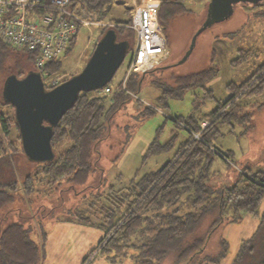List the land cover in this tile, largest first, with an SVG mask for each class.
Instances as JSON below:
<instances>
[{
	"label": "trees",
	"instance_id": "1",
	"mask_svg": "<svg viewBox=\"0 0 264 264\" xmlns=\"http://www.w3.org/2000/svg\"><path fill=\"white\" fill-rule=\"evenodd\" d=\"M159 1L158 20L165 30L171 19L187 10L185 2L191 0ZM113 2L115 0H72L70 5L78 6V11L89 14H100L105 9L102 12L105 14ZM127 14L125 19L111 18L114 25H103L99 38L106 29L112 28L115 38L124 40L128 50H132L135 37L133 29L126 26L130 22L128 11ZM75 37L62 57L46 63V73L56 72L62 67V58L69 53ZM259 53L257 49L240 48L229 64L241 65L259 56ZM20 56H25L28 65H22ZM12 58L20 69L6 74ZM33 58V53L25 47L10 46L0 39L2 84L8 75L23 77L27 72L34 71ZM162 67L161 64L146 72L131 73L125 81V89L120 80L115 85L110 80L105 84L110 87L108 93H79L59 122L52 126L50 144L54 157L51 161H43L39 170L28 166L20 180L16 179L18 168L13 165V156L17 153L25 157L18 125L12 105L0 95V264L43 263V247L47 240L45 230L39 227L40 241L30 237L28 228L20 221L23 205L13 208L9 204L23 196L27 203L29 193L37 191L42 185L59 183L62 179L71 186L84 183L96 168L94 152L99 141L107 137L110 121L125 108L126 101L132 96L130 94L140 88L146 75L154 76L152 82L160 89L158 100L162 105L166 104L168 97H182L187 89L200 86L202 90L192 100L194 107L187 116L173 117L174 122L186 130L184 139L177 142L176 132L161 141L156 134L145 148L142 159L176 146L171 157L155 170L141 175L135 172L127 185L117 190L110 187V192L102 200L97 199L100 200L97 211L105 217L100 224L105 226L104 235L86 258L89 259L99 249L107 253L112 263L129 258V264H162L165 260L169 264H218L228 253V241L221 237L220 228L226 222L238 221L242 214H251L259 217V222L248 238L240 240L230 263L264 264V206L261 208L264 201V167L252 170L249 165L241 166L237 168L238 174L232 182L217 186L208 184L214 157L233 164V151L218 148L215 140L226 132L234 133L235 125H240L242 131L251 127L254 110L264 105V101L257 99L264 91V61L243 81L226 83L230 94L222 100L216 99L212 88L205 86L206 81L218 71L214 66L208 65L185 74L169 73L166 79L158 75L166 72ZM210 98L216 102L210 110L199 114L194 111L200 102ZM154 110L144 105L139 117L145 118ZM203 120L207 123L202 126L200 122ZM64 142L69 145L62 147ZM40 173L48 175L44 184ZM14 215L19 221H13ZM81 217L78 218L80 223H89V216Z\"/></svg>",
	"mask_w": 264,
	"mask_h": 264
},
{
	"label": "rangeland",
	"instance_id": "2",
	"mask_svg": "<svg viewBox=\"0 0 264 264\" xmlns=\"http://www.w3.org/2000/svg\"><path fill=\"white\" fill-rule=\"evenodd\" d=\"M208 2L209 0L186 1L187 10L167 23L164 34L167 37L169 53L161 63L166 72L162 71L158 75L166 79L169 73L185 74L208 65L214 66L218 71L215 76L206 81L205 86L212 88L216 99L222 100L230 94L225 87L226 83L232 80L243 81L258 64L264 61V0L256 4L235 3L229 16L211 21L201 29L208 16ZM127 11L130 12L129 6L124 7L120 0H115L111 8L97 19H102L101 22L106 24L112 23L111 18H127ZM102 26L92 24L89 27H79L74 44L69 53L62 58V67L52 72L55 77L64 81L70 78L72 73L81 70L92 52V47L99 39ZM240 48L257 49L260 53L246 63L230 65L229 60L237 55ZM130 51L131 49L127 50L123 62L116 69L110 81L111 84L115 85L119 79H121L120 83L122 82ZM20 59L22 65L27 64L25 56H20ZM15 61L12 58L8 62L10 67L6 74L20 69ZM154 72L157 71L154 70ZM153 77L152 75L144 76L140 88L130 94L132 96L126 101L125 108L119 110L110 121L107 137L99 141L97 150L94 152L96 168L87 176L84 183H75L71 186L62 179L59 183L52 182L50 186L42 185L37 191L29 193L27 203L24 200L25 196L22 195V199L19 198L18 201L9 204V207L13 208L19 204L23 205L21 209L23 216L20 221L28 228L30 237L40 241L39 227L45 230L47 240L43 247L45 253L42 264L130 263L129 258L112 263L107 253L100 252L99 249H96L89 259L86 258L104 235L105 226L102 227L100 224L105 217L102 212L97 211L100 206V200L97 199L102 200L111 188L117 190L127 185L135 172L141 175L143 172L155 170L171 157L176 146L166 152L142 159L145 148L156 134L161 141H165L176 132L177 142L184 139L187 132L174 122L173 117L187 116L194 107L192 100L202 90L200 86L187 89L182 97H168L165 99L166 104L162 105V102L158 100L161 94L160 89L152 82ZM1 78L0 95L3 75ZM257 99L264 101V91ZM215 104L216 102L210 98L200 102L194 111L198 114L206 112ZM144 105L153 107L155 110L151 115L140 118L139 112ZM206 123V120L200 122L201 125ZM251 123L252 126L244 131L240 125H235L234 133L226 132L215 140L214 143L218 148L233 151V164L229 165L220 157H214L208 184L217 186L232 182L238 174L237 168L241 166L249 165L252 170L264 167V105L254 110ZM68 145L67 142L62 143V147ZM42 163L43 161H32L17 153L13 156L14 168L19 169V171L17 169L16 179H21L28 170V166L39 170ZM40 175L44 184L45 180H48V175L42 173ZM243 215L238 221L226 222L219 230L221 237L224 238L223 232L226 225L231 224L234 230L230 237L235 238L239 233L238 226L244 219ZM80 216H89V223H80L78 221ZM12 219L19 221L17 215H14ZM230 251V247L227 248V252ZM165 262L169 264L166 260L162 264Z\"/></svg>",
	"mask_w": 264,
	"mask_h": 264
},
{
	"label": "built area",
	"instance_id": "3",
	"mask_svg": "<svg viewBox=\"0 0 264 264\" xmlns=\"http://www.w3.org/2000/svg\"><path fill=\"white\" fill-rule=\"evenodd\" d=\"M71 1L0 0V39L10 46L25 47L33 53L34 69L41 75L46 89L61 82L52 73H46V63L64 55L79 27L106 24L101 22L102 19H97L105 9L100 14L80 12L78 6L70 5ZM120 1L124 7L129 6L130 22L126 26L133 29L135 37L121 82L125 89V81L131 73L146 72L160 65L169 49L164 29L158 20V0ZM106 25L113 26L114 23ZM109 91L110 87L105 86L92 92L105 94Z\"/></svg>",
	"mask_w": 264,
	"mask_h": 264
},
{
	"label": "water",
	"instance_id": "4",
	"mask_svg": "<svg viewBox=\"0 0 264 264\" xmlns=\"http://www.w3.org/2000/svg\"><path fill=\"white\" fill-rule=\"evenodd\" d=\"M263 0H209L205 28L211 21L225 18L240 2ZM128 45L115 38V30L106 29L96 41L81 70L55 87L43 86L41 75L29 71L23 77L8 75L2 85L1 97L12 105L25 157L32 161H51L52 126L71 107L81 92L94 91L109 82L123 62Z\"/></svg>",
	"mask_w": 264,
	"mask_h": 264
},
{
	"label": "crops",
	"instance_id": "5",
	"mask_svg": "<svg viewBox=\"0 0 264 264\" xmlns=\"http://www.w3.org/2000/svg\"><path fill=\"white\" fill-rule=\"evenodd\" d=\"M169 49V47H168ZM121 80V79H119ZM118 80V81H119ZM263 203L261 204V208H263ZM260 208V210H261ZM244 219L243 221L239 224L238 229H239V233L237 234V236L235 238H231L230 234L231 232L234 230L232 229L231 224L226 225V227L224 228V232H223V236L225 238V240H227L229 242V247L231 249L230 252L227 253V255L222 258L218 264H231L230 261L231 259L235 256V254L237 253V249L239 247V243L241 239H245L248 238L250 236V234H252L254 232V230L256 229V225L258 223V218L256 216H253L251 214H244L243 215ZM228 247V248H229Z\"/></svg>",
	"mask_w": 264,
	"mask_h": 264
}]
</instances>
